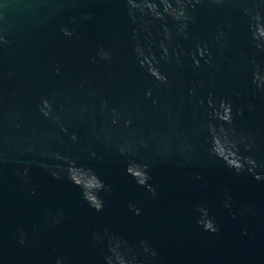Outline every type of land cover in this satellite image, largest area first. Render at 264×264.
Segmentation results:
<instances>
[{"label": "water", "instance_id": "95a60500", "mask_svg": "<svg viewBox=\"0 0 264 264\" xmlns=\"http://www.w3.org/2000/svg\"><path fill=\"white\" fill-rule=\"evenodd\" d=\"M0 264H264V0H0Z\"/></svg>", "mask_w": 264, "mask_h": 264}]
</instances>
